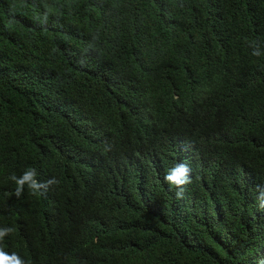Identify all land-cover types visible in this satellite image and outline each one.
<instances>
[{
    "label": "trees",
    "instance_id": "16d2710c",
    "mask_svg": "<svg viewBox=\"0 0 264 264\" xmlns=\"http://www.w3.org/2000/svg\"><path fill=\"white\" fill-rule=\"evenodd\" d=\"M4 227L25 264H262L264 0H0Z\"/></svg>",
    "mask_w": 264,
    "mask_h": 264
},
{
    "label": "clouds",
    "instance_id": "9594fccd",
    "mask_svg": "<svg viewBox=\"0 0 264 264\" xmlns=\"http://www.w3.org/2000/svg\"><path fill=\"white\" fill-rule=\"evenodd\" d=\"M252 55H261L259 46L257 44L253 47ZM188 172H190L188 165L178 162L174 164L173 167L168 169L164 176L165 182L177 188V197H181L184 186L191 183V178H189L187 175ZM36 176V169L32 167H29L27 170H25L24 173L19 177L12 175L10 179L16 184L15 195L20 197L23 193L25 185H27L31 194L44 195L50 186L59 183L55 177L41 182L36 179ZM12 231L13 229L9 227L0 228V241H3L4 237ZM0 264H25V261L17 253L13 252L9 254L4 250L3 246H0ZM262 264H264V262H262Z\"/></svg>",
    "mask_w": 264,
    "mask_h": 264
}]
</instances>
